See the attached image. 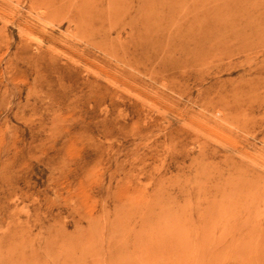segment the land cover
Instances as JSON below:
<instances>
[{"label":"rangeland","instance_id":"374dc122","mask_svg":"<svg viewBox=\"0 0 264 264\" xmlns=\"http://www.w3.org/2000/svg\"><path fill=\"white\" fill-rule=\"evenodd\" d=\"M34 1L0 0V264H263L264 0Z\"/></svg>","mask_w":264,"mask_h":264},{"label":"bare ground","instance_id":"6f19581e","mask_svg":"<svg viewBox=\"0 0 264 264\" xmlns=\"http://www.w3.org/2000/svg\"><path fill=\"white\" fill-rule=\"evenodd\" d=\"M36 2V4H41V5H47L49 3V0H36L34 1ZM119 3L117 2H114L113 0H108V6H109V9H112V10H116L117 6H118ZM121 5V4H120ZM145 5V4H144ZM142 9H143V4H142V0H137L136 1V9L135 10V18L140 15L141 17V12H142ZM133 15V14H132ZM127 17H130V14L128 13L127 14ZM132 17V16H131ZM131 17L129 18L130 21L128 22V25L129 26H132V23L134 19H131ZM126 19V18H125ZM104 38H107V36H104ZM113 46V44L111 45ZM115 46V45H114ZM118 48V46H117ZM113 49V48H112ZM115 50V49H114ZM113 50V51H114ZM117 50V49H116ZM118 51V50H117ZM115 56L117 57V59H119L120 61H122L123 63H126V64H129L131 63L132 60H138L136 58L137 55H135L134 53L132 52H129V50L125 49L123 46H122V53L119 54L118 52L116 53L115 52ZM252 237V236H251ZM250 241V240H249ZM257 243V242H256ZM253 248V247H252ZM247 249V248H246ZM260 249V248H259ZM259 249H257L259 251ZM257 251V252H258ZM247 252V251H246ZM246 255V254H245ZM251 255V254H250ZM248 256V254H247ZM246 258V257H245ZM247 262V260H246ZM264 264V263H263Z\"/></svg>","mask_w":264,"mask_h":264}]
</instances>
